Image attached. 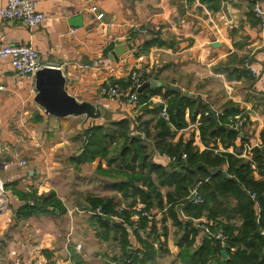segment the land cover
Segmentation results:
<instances>
[{
	"label": "crops",
	"instance_id": "1",
	"mask_svg": "<svg viewBox=\"0 0 264 264\" xmlns=\"http://www.w3.org/2000/svg\"><path fill=\"white\" fill-rule=\"evenodd\" d=\"M36 1L46 19L32 30L0 15V47L33 45L45 63L64 70L72 94L108 105L109 120L129 116L136 125L141 115L143 121L150 119V114H144L146 103L131 105L102 93V87L111 81L141 72L145 81L156 76L197 94L218 114L229 100L234 101L248 114V118L237 116L242 123L248 119L245 130L251 145L260 141L264 129V27L254 6L258 2L264 9V0L212 1L219 2V10L202 0ZM7 2L0 0V8ZM91 5L104 13L102 20L90 11ZM138 27L146 32H137ZM154 34L163 43L144 50L143 44ZM127 42L132 49L118 60L110 58L115 45ZM246 58L260 72L258 76L251 71L240 76L234 71L248 69ZM0 84L5 86L0 91V264H99L97 255L107 259V242L119 246L120 258L121 245L99 235L93 215L86 211L88 196L104 195L87 192L85 198H79L64 190L69 187L63 180L67 170L80 171L84 165H92L95 171L108 167L105 160L78 167L74 163L85 142L84 128L93 121L83 126L82 119L46 115L34 103L36 79L17 73L9 58H0ZM158 103L167 104L162 95H154L148 106L153 109L152 104ZM106 120L102 117L98 123ZM181 136L185 141L194 137L204 148L198 122L177 131L174 138ZM154 159L170 162L160 153ZM23 160L27 165L20 164ZM52 190L62 202V211L44 215L21 211L26 202L33 203L35 191L44 195ZM113 191L107 196L121 197ZM128 228L135 230L131 225Z\"/></svg>",
	"mask_w": 264,
	"mask_h": 264
},
{
	"label": "trees",
	"instance_id": "2",
	"mask_svg": "<svg viewBox=\"0 0 264 264\" xmlns=\"http://www.w3.org/2000/svg\"><path fill=\"white\" fill-rule=\"evenodd\" d=\"M211 6L220 9L219 2ZM162 43L154 34L142 47L148 50ZM234 71L240 76L250 73L248 69ZM139 74L144 82L147 77ZM114 84L126 93L119 98L123 101L137 90L131 75L108 85ZM137 95V105L146 103L144 114H150V119L143 121L141 115L136 125L129 116L112 121L108 119L111 111H107L103 116L106 121L98 123V120L84 128L85 142L74 158L76 167L105 160L111 178L107 185L121 195L87 198L88 210L101 208L104 213L92 214L99 235L121 245L122 256L115 255L114 259L123 264H148L169 253L170 221L180 235L177 245L187 264H264V144L251 145L245 130L248 114L229 100L223 112L215 117L211 104L200 97L161 86L147 88ZM154 95L165 98L168 120L160 115L164 103L149 108ZM237 115L247 117V121L240 125ZM196 122L204 148L195 143L194 137L185 141L181 136L175 140L177 131ZM263 134L264 129L262 137ZM245 143L250 144L246 152ZM157 153L175 160L159 162L154 159ZM194 188L201 195V202L189 198ZM31 199L33 203L26 202L20 208L27 215L63 210L54 190L44 195L35 191ZM139 202L145 210L162 213L154 218H141L138 228L130 231L128 227L133 222L130 216L135 212L131 209ZM122 206L127 208L122 213L125 222L112 218ZM199 218H204L212 231L222 230L226 240L203 232L195 222Z\"/></svg>",
	"mask_w": 264,
	"mask_h": 264
},
{
	"label": "built area",
	"instance_id": "3",
	"mask_svg": "<svg viewBox=\"0 0 264 264\" xmlns=\"http://www.w3.org/2000/svg\"><path fill=\"white\" fill-rule=\"evenodd\" d=\"M89 2H93L96 0H88ZM90 11L95 13L97 20H102L104 18V13L100 12L97 5H91ZM254 12L262 21V25L264 27V9L260 3L256 2L254 6ZM0 15L4 20L8 21H19L26 25L30 30L40 25L42 21L46 19V15L37 10V1L36 0H8L7 4L0 8ZM137 32L144 33L146 32V28L138 27ZM0 58H9L11 62L12 68L19 74L24 75L28 78H35L36 72L45 67L51 66L48 63L43 61L42 54L35 48L33 45L29 44H9L3 47H0ZM246 67L252 72L253 75H259V71L256 70L251 64L250 59L246 58L245 60ZM132 80L136 86V89L143 83L139 77L137 72L131 74ZM120 86L118 84L114 85H104L102 87L103 95L107 96L110 99H119L121 97L126 96V93L121 91ZM5 86L0 84V91H3ZM137 90L129 95L127 102L131 105H135L138 102ZM160 115L167 120L169 119V115L166 109V104L163 107ZM239 119V124L242 121L240 116H236ZM264 144V134L261 137L259 142H256L253 146H258ZM250 148V145H247ZM162 157L167 158L169 161L175 160V157H171L168 155H162ZM186 157V154L183 155ZM21 165H27V161L23 160L20 162ZM191 200L195 203L201 202L202 197L199 194L197 188H194L189 196ZM129 209V208H128ZM124 210H127L124 206L119 208L120 213L116 215H112V218L116 220H120L125 222L126 218L122 215ZM133 210L135 212L130 216L131 228L136 229L138 227V222L141 218H153L155 214L153 211H148L144 209V205L138 204ZM91 214H101L104 215L101 208H97L95 211L86 210ZM197 226L203 228V232L211 234L214 238L225 241L226 235L222 230L212 231L207 221L204 218L195 219ZM80 246V245H78Z\"/></svg>",
	"mask_w": 264,
	"mask_h": 264
},
{
	"label": "water",
	"instance_id": "4",
	"mask_svg": "<svg viewBox=\"0 0 264 264\" xmlns=\"http://www.w3.org/2000/svg\"><path fill=\"white\" fill-rule=\"evenodd\" d=\"M127 49H132V44L129 42L115 45L110 53V58L118 60L119 56L126 52ZM35 79L36 95L34 97V103L46 115L58 118L82 119L83 126H85L89 122L100 120L107 111H111L108 105L82 99L72 94L67 89L69 79L61 67L45 66L36 72ZM160 86L166 89L176 90L183 95L197 97V94L184 90L179 86L157 80L156 76L151 80L144 81L138 87L137 91L142 93L147 88ZM212 114L217 117V110L213 109ZM223 254L226 255L225 250H223Z\"/></svg>",
	"mask_w": 264,
	"mask_h": 264
},
{
	"label": "rangeland",
	"instance_id": "5",
	"mask_svg": "<svg viewBox=\"0 0 264 264\" xmlns=\"http://www.w3.org/2000/svg\"><path fill=\"white\" fill-rule=\"evenodd\" d=\"M244 121H247V120H244ZM247 125L248 124H246L245 126L247 127ZM91 166L92 165H84L82 166L80 171L79 169L67 170L64 175L63 180L66 184L69 185V187H65L64 190L68 193L71 192L72 194L74 192V195L76 194L79 198L81 197L85 198L84 194H86L87 192L88 194L90 193L91 194H103L104 196H107V194H114L115 192L111 188H109L107 185V180L108 181L110 180L109 176L107 175V169H105L104 171L97 169V171H95L94 167L92 168ZM80 203L81 201L79 202V204ZM151 211H153V214L156 215L157 211L155 213L153 209H151ZM179 236L180 235H177V229L169 221V239L167 242L168 247H169L168 248L169 253L159 256L158 259L148 264H187L182 260L180 256L181 255L180 247L177 245V239L179 238ZM109 244L110 243L107 242V250L104 251L107 254V259L100 260L101 259L100 256L99 255L96 256L98 262H100L99 264H114L115 261H111V263H109L108 259H113L117 261V259H114V256L116 255L119 257L121 255L119 254L120 253L119 246L117 247L116 246L117 244H115V242L111 243L110 245ZM156 246H158V244H156ZM117 262L116 264H119Z\"/></svg>",
	"mask_w": 264,
	"mask_h": 264
}]
</instances>
